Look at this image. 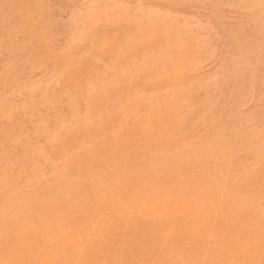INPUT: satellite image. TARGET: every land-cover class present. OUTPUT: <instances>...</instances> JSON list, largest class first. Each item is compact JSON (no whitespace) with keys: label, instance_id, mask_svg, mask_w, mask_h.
I'll list each match as a JSON object with an SVG mask.
<instances>
[{"label":"rangeland","instance_id":"1","mask_svg":"<svg viewBox=\"0 0 264 264\" xmlns=\"http://www.w3.org/2000/svg\"><path fill=\"white\" fill-rule=\"evenodd\" d=\"M263 3L0 0V264H264Z\"/></svg>","mask_w":264,"mask_h":264},{"label":"bare ground","instance_id":"2","mask_svg":"<svg viewBox=\"0 0 264 264\" xmlns=\"http://www.w3.org/2000/svg\"><path fill=\"white\" fill-rule=\"evenodd\" d=\"M264 4V3H263ZM84 7H85V5H84ZM94 11V10H93ZM94 19V18H93ZM230 27V26H229ZM61 30V29H60ZM59 30V31H60ZM64 30V29H63ZM208 30V29H207ZM73 31H75V30H73ZM63 32V31H62ZM76 32V31H75ZM206 33H208V32H206ZM77 34V33H76ZM249 35V34H248ZM245 36V35H244ZM14 43V42H13ZM22 44V43H21ZM39 67V66H38ZM59 73V72H58ZM58 75V74H57ZM222 77V76H221ZM53 78H57V77H53ZM52 78V79H53ZM52 79H51V82H52ZM79 79V78H78ZM203 81V80H202ZM48 82V81H47ZM83 92V91H82ZM33 94V93H32ZM69 104V103H68ZM85 113V112H84ZM49 121V120H48ZM61 123V122H60ZM63 124V123H62ZM88 128V127H87ZM140 129V128H139ZM151 131V130H150ZM38 136H40V135H38ZM54 139V138H53ZM149 141V140H148ZM147 141V142H148ZM157 146V145H156ZM37 147V146H36ZM32 151V150H31ZM227 164V163H226ZM246 173V172H245ZM228 174V173H227ZM4 175V174H3ZM209 193V192H208ZM205 196V195H204ZM189 198V197H188ZM218 200V199H217ZM200 204V203H199ZM181 212V211H180Z\"/></svg>","mask_w":264,"mask_h":264}]
</instances>
